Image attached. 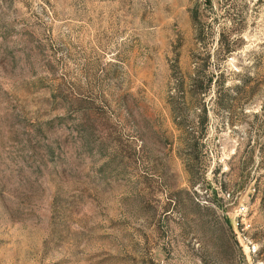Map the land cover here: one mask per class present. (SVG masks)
I'll return each mask as SVG.
<instances>
[{
  "label": "rangeland",
  "instance_id": "374dc122",
  "mask_svg": "<svg viewBox=\"0 0 264 264\" xmlns=\"http://www.w3.org/2000/svg\"><path fill=\"white\" fill-rule=\"evenodd\" d=\"M263 143L264 0H0V264H264Z\"/></svg>",
  "mask_w": 264,
  "mask_h": 264
},
{
  "label": "trees",
  "instance_id": "16d2710c",
  "mask_svg": "<svg viewBox=\"0 0 264 264\" xmlns=\"http://www.w3.org/2000/svg\"><path fill=\"white\" fill-rule=\"evenodd\" d=\"M198 10H194V12L192 13V17L194 20H197V22H199V16H198ZM198 29V34L201 35L203 32H204V27L202 26H199ZM228 36L224 34V32H221V34L219 35V41L221 44H224L222 49L224 50L225 54H227L228 52L231 51V46H229V44L226 42V40L224 39H227ZM232 40V39H231ZM246 83V80H244V82L242 83V86H244V84ZM257 166H260V167H264V143L259 147V159L257 161ZM251 175L248 174V172L246 173V178H249ZM253 176V175H252ZM264 176V173L263 175ZM261 178V176H259L258 178H256V188L257 189H260L261 192H262V195H261V199H260V202H261V205L264 207V180H262V182L259 181V179Z\"/></svg>",
  "mask_w": 264,
  "mask_h": 264
}]
</instances>
